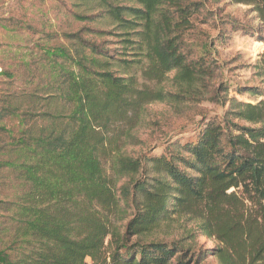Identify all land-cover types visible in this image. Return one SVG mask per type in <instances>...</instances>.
Masks as SVG:
<instances>
[{"label":"trees","instance_id":"obj_1","mask_svg":"<svg viewBox=\"0 0 264 264\" xmlns=\"http://www.w3.org/2000/svg\"><path fill=\"white\" fill-rule=\"evenodd\" d=\"M118 1L99 5L124 34L136 36V51L147 60L145 83L129 71V61L113 69L104 48L81 38L74 54L58 49L78 72L61 64L55 92L41 99L45 108L48 99L63 101L67 113L47 108L28 123L19 107L8 104L0 111V121L14 116L20 124L4 146L13 159L1 164L13 166L26 187L15 202H6L18 234L0 238V264H203L207 255L217 264H264V99L229 98L224 85L215 84L217 63L186 51L185 35L204 3ZM221 1L248 6L260 22L250 31L264 42V0ZM229 20L222 27L242 30ZM173 72L176 90L170 91L163 83ZM189 99L229 107L207 120L195 142H175L159 156L125 152L137 141L134 130L148 104ZM122 177L127 182L118 194ZM177 217L193 220L214 246L196 252L186 239L160 238L161 228ZM15 244L30 248L15 258Z\"/></svg>","mask_w":264,"mask_h":264},{"label":"rangeland","instance_id":"obj_2","mask_svg":"<svg viewBox=\"0 0 264 264\" xmlns=\"http://www.w3.org/2000/svg\"><path fill=\"white\" fill-rule=\"evenodd\" d=\"M199 1L204 3L203 8L192 17L193 27L185 35L186 51L191 58L197 59L206 54L217 63L220 74L215 84H223L229 98L251 103L264 99V42L258 34L253 35L250 31L260 22L247 12L248 8L244 5L227 6L221 0ZM99 3L100 0H0V111L12 104L26 115L28 123L33 120L28 118L47 108L67 113L69 108L63 101L48 99L45 108L41 99L55 92L61 64L68 71L75 69L78 72L73 60L61 57L58 49L65 47L74 54L81 38L90 39L104 48L114 61L113 69H123L125 64H119L129 61V71L136 75L139 83H145L142 70L147 60L136 51V36L129 32L124 34ZM118 3L129 2L119 0ZM78 15L88 18L81 19ZM229 19L236 21L242 30L230 32L229 24L222 27L223 22ZM95 31H104L105 34ZM173 76L174 72L170 74V80L163 83L170 91L176 90L171 81ZM250 89L260 94H253ZM225 94L221 92V96ZM228 107V104L204 99H189L178 104H148L144 120L134 130L137 141L128 143L125 152L132 157L159 156L173 150L175 142H195L207 120L222 116ZM35 119H39L40 124H47L40 117ZM2 125L7 130L0 131V238L8 239L18 232L17 223L12 220L13 212L7 210L9 205L6 202H15L26 187L13 166L1 164L13 159L4 146L19 133V120L8 116L0 121V127ZM105 167L107 174L114 177L109 164ZM126 182L125 177L117 180L118 194ZM121 203L125 207L124 201ZM128 211L130 218L131 211ZM159 237L166 241L186 239L196 252L214 246V242L202 236L196 230V223L188 218H174L169 226L165 224L161 228ZM15 247V258L21 257L30 248H20L19 244ZM88 262L92 264L90 259ZM203 264L217 263L207 255Z\"/></svg>","mask_w":264,"mask_h":264},{"label":"crops","instance_id":"obj_3","mask_svg":"<svg viewBox=\"0 0 264 264\" xmlns=\"http://www.w3.org/2000/svg\"><path fill=\"white\" fill-rule=\"evenodd\" d=\"M233 6H237V5H233ZM244 7H247V8H249L248 6H246V5H244ZM252 15H254V14H252ZM259 22V21H258Z\"/></svg>","mask_w":264,"mask_h":264}]
</instances>
